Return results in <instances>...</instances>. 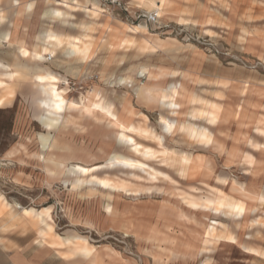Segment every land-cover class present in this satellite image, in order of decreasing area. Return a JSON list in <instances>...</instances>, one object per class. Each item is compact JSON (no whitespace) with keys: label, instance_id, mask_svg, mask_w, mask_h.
<instances>
[{"label":"rangeland","instance_id":"374dc122","mask_svg":"<svg viewBox=\"0 0 264 264\" xmlns=\"http://www.w3.org/2000/svg\"><path fill=\"white\" fill-rule=\"evenodd\" d=\"M30 1L32 0H18L19 6H12V0H0V12L7 16L5 22L0 23V31L11 32L12 46L18 42H25L28 46L34 45L38 43L37 38L48 29H53L66 36H78L81 33L79 23L91 20L82 8H78L72 11L69 23H62L52 19L47 13L52 7L57 6L55 2L33 0V8L26 11L24 7ZM81 2L84 3V0ZM101 4L106 20L117 17L128 24H137L145 31L147 30L144 24H138V20H135V15L142 11H135L126 2L119 0H103ZM256 6L257 10L249 12L244 18V23H242L244 25H237L238 20H236L234 28L225 23L224 19H215L220 29L214 32L215 28H212L213 31L210 34L205 33L201 26H186L193 33L211 39L217 45L218 53L205 49L203 45L183 40L173 33L162 34L150 29V32L161 36L178 38L182 43L189 44L187 49H190L192 45L199 48L208 59L206 63L194 66L198 72L197 76L201 75L199 80L195 78L197 82L182 83L183 90L186 89V93L179 98L183 107L189 106V98H187L189 92H194L207 100H214L211 86L207 85L209 82L201 81L203 83L199 85L198 83L203 80V75L219 73V69L223 65L228 66L230 62L240 65L239 69L247 76L253 75L255 78L252 79L260 77L264 80V63L262 62L264 59H257L244 52L239 55L237 51L232 50L229 43L231 30L235 32L239 28L241 31L239 37L234 34L237 43H242L247 34L260 35L263 32L260 30H263L264 25V2L257 3ZM169 24L172 27L176 26L175 23ZM95 27L92 30L93 39H96L93 54L90 60L85 62L71 60L63 55L61 50H57L54 56H48L49 60H45V63L35 66L30 65L29 60L23 56L20 57L18 51L14 52L8 43L4 42L0 45V81H2L0 95L5 92L10 93V99L4 100L5 103L0 106V193L13 205L17 203L21 207L36 209L51 207V218L57 233L65 235L68 232H75L85 236L91 243L98 246L97 250L105 249L111 256L110 258L115 256L119 263L129 260L133 264H203L207 262V264H264V256L261 255L264 249L263 204L250 208V212L255 213L245 216L241 226H235L231 220L219 217V220L225 222L231 229L230 231L237 235L235 237L237 240L228 239L227 243L221 242L220 244L218 242L210 252L199 253L202 236L206 237L205 227L213 216L206 210L186 207L185 200H179L178 197L180 190L186 194L198 190L202 194L215 195L221 200L226 194L237 197L231 189V183L229 186H223L231 180L245 187L243 182L246 183V179L242 172L248 173L251 170V161L255 157L246 155L241 165L239 155L238 160L231 163L230 167L228 166L225 170L219 161H211L214 168L218 169V174L222 172L228 175H217L214 178L212 175L205 177L200 173H198L200 175L191 176L195 171L196 162L199 161V158L196 160L194 156L191 174L188 177L183 175L184 179L176 175L175 171L178 172L179 165L172 166L169 161L165 163L172 168L155 161L150 162L171 175V177L160 179L147 173L126 172L127 165L121 163L124 159H120L116 154H112L116 157L114 162L108 161L109 154L113 152L127 154L128 151L115 138L116 124L104 114L84 109L83 105L87 102L86 96L91 99L93 94L89 92L94 88V90L101 89L108 100H115L117 95L127 91L133 105H137L139 102L130 88L120 85L110 87L106 83V78L111 77L116 80L120 76L131 75L136 83H139V81H145V77L139 74L136 76V71L132 68V63L137 61L132 50L125 53L123 50L110 51L101 48L99 43L101 38L109 41V37L112 38L114 33L110 36L109 28L104 32L105 29L102 26V33L99 31L100 25L95 24ZM237 49L242 51L243 45ZM27 57L29 58V55ZM155 61L163 60L156 59ZM176 62L173 66L182 68L181 73L184 68L187 70L191 65V61L185 58V55ZM7 73H14V75L9 77ZM47 73L58 76L59 79H36V75ZM52 83H55L57 88H62L67 100L72 101V109L65 110L64 119L57 129L48 119L52 100L55 99L52 93ZM80 102H83L82 105ZM144 106L149 105L144 104ZM262 109L264 110V105ZM156 110V108L148 110V116L153 130L160 133ZM124 112L125 108L122 107L123 117ZM163 133L166 134L165 145L177 151L197 154L203 150L202 147L190 145L189 140L178 131L172 135ZM254 133L264 138V113L256 119ZM211 135H213L212 132ZM53 136L57 141L56 147H51L46 151V142L43 138L50 139ZM252 141L264 145V142L249 137V143ZM210 151L214 150L210 149ZM43 154L44 158H40L39 156ZM202 158L205 159L203 156ZM211 162L201 159L198 162L199 171L210 167ZM70 164L88 169L81 176L83 181L89 175L94 176V181L100 179L96 177L97 174L90 172L97 168L102 169L100 173L112 171L115 173L116 169H109L116 164L119 186L124 187L125 183H128L136 192L129 195L130 198L116 197L113 213L107 214L103 209L100 196L82 198L77 190H73L76 188L71 187L72 179L64 182L62 170ZM127 173L128 177H126ZM130 174L133 176L131 177ZM106 180L108 181L109 178ZM164 180L167 183L162 184ZM249 183L257 184L255 180H250ZM84 185L91 184L83 183L81 186ZM236 199L243 205L246 204L244 199ZM247 208L246 206V213ZM14 209L20 211L15 206ZM5 219H7L6 213L0 215V250L11 247V242H16L21 253L26 255H31L40 246L48 247L35 242L36 228L31 224L14 226L13 223H9L3 227ZM249 244L258 248L249 249L247 248ZM52 251L55 253L54 250ZM99 251L91 257L90 264H103ZM5 260L6 257L0 253V263H4ZM84 261L86 260L76 256L70 260V264Z\"/></svg>","mask_w":264,"mask_h":264},{"label":"crops","instance_id":"0c3cea01","mask_svg":"<svg viewBox=\"0 0 264 264\" xmlns=\"http://www.w3.org/2000/svg\"><path fill=\"white\" fill-rule=\"evenodd\" d=\"M52 1L57 4V6L53 7V9L56 8L59 11L64 10V0ZM78 1L81 4H88L87 6H91V3H88L85 0L84 3L81 2V0ZM101 1L103 0H96L95 2L102 7ZM119 1L126 2L135 11L140 10L144 12H149L147 8L151 2H154L156 4L161 3V0ZM139 1L143 2L142 5L136 4V2ZM261 2H264V0H164V6L162 7V14L160 20L166 23H175L176 25H191L192 27L201 26L202 28H204L203 31L205 33L210 34L213 31L212 28H215L214 32H217L218 29H220V26L215 23V19H224L225 23L230 24L232 28H234L233 26L235 25L236 20H238L237 25H244L242 23H244V18L246 17V15L249 14V12L251 11L257 10L256 4ZM103 13L104 11L102 12V14L99 15L98 18H96L95 24L100 25L99 31L102 33V26L106 23L109 25L108 34H110V36L114 33V30L116 35L121 34V37L124 39V41L122 45L116 50H123V52L125 53L132 50V54L133 56L135 55V59L137 60L136 62L132 63V68L136 71V76L138 75L137 71L143 65H147L150 69L154 71L155 76L149 80H147V78L144 76V82H149L152 86L160 89L164 88L169 83H174L175 85H177L178 83H183L187 81L197 82L195 78H201V75L197 76L198 72L196 71L194 66L197 67L200 63L203 62L206 63L208 59H206L204 53L200 51L199 48L192 45V49H187V45L189 44L182 43L176 37L161 36L158 33H152L150 32L151 30L149 26L145 25L143 22H139L138 24H144L147 27L146 31L134 32L131 29V26L135 24H129L131 26L126 29V31L124 30V26L128 24L123 21V19L111 17V19L106 20V15H103ZM49 16L52 19L62 22V15H60L59 17L51 15ZM179 18L188 19V24L180 23L178 21ZM231 19L233 20L231 21ZM95 28L96 27L94 26V29ZM262 29L263 30L259 29L261 32L263 31V34L261 33L262 35L247 34L244 36L242 43H237L234 36V34H237L238 37L240 36V29L238 28L236 30L237 32L231 30V33L233 35L231 34V36H229V43L232 50L237 51V54L239 55L244 52V54L254 56L257 59H264V25ZM6 33H8L9 35L11 34V32L8 30L0 31V34ZM44 33L52 35L60 32H57L53 29H48ZM156 35H158V37L163 42H168L170 44H176L172 41V38H174L184 47L174 52H168L167 50H164L163 48L159 47L160 49L157 48L155 52H150L149 47L152 45ZM130 38L136 39V47L140 46L137 52L136 47L126 48L127 41ZM11 39V35L9 39H1L0 45L4 42L8 43V45L13 44L8 42ZM110 39L111 37H109L108 40L110 41ZM48 44L49 43L47 42L40 43L38 41V43L28 46L25 42H18L14 46L11 45V47L14 49V52H19L20 57L23 56L26 60H29L30 65L37 66L39 65V58L37 56L38 51L34 50V47H37L40 50L41 47L48 48ZM240 45H243L242 51L237 49ZM232 46H234L235 48H233ZM109 47L111 48V46ZM109 47L108 50L112 51L111 49H109ZM25 52L28 53L29 58L24 55ZM47 53V51L42 52L43 56L47 55L45 59H42L44 60L42 61V64L45 63V60H49V57L53 56ZM183 54L185 55V58L191 61V65H189L190 67L187 70L184 68L183 72L181 73L180 70L182 68H176L173 65L177 63V59H180L182 56H184ZM156 59H162L163 61H155ZM262 62L264 63V61ZM239 68L240 65L234 62H230L228 66L223 65L219 69V73H209L203 75V80L200 81H206L207 83L209 82V84L207 85L211 86L212 94L214 96V100H207L204 98L205 101H209V105L207 106L208 117L204 120L201 118L188 119L187 114L189 110L196 108V110L200 111L205 110V101L199 104L197 102H189V106L183 107L182 105H179L175 109H171L168 107L163 108L160 107L157 102L146 101L142 98H139L134 93L132 87L134 83H136V81L133 76H120L121 78H123L121 83L116 82L118 78L116 80H113L111 77L106 78V83L110 87L114 85H120L126 88H130L134 93V97L139 102V104L133 105L132 100L127 91H124L120 95H117L115 97V100H109L111 113L114 116L119 117V119L124 123H130V129H133V131H128V133L131 139L135 142L134 144H121L122 146L126 147L128 151L127 154L119 152H113L111 154H116L117 156H119L120 159H124L129 163L131 162L136 163L137 165L145 166H137L135 168L127 166L125 167L126 172H141L144 174L147 173L157 179L171 177L169 173L155 167L150 163L151 161H155L158 164L171 167L170 165L165 163L166 161L171 162L170 157L172 148L165 145L166 134L162 132V126L161 124H159V119L161 116L165 117L168 121L173 122H175L176 120H179V122H187L189 120L195 125L203 124L202 126L205 129L212 132V143L209 142L208 138H201L198 141H195L192 138H187L189 140L190 145H196L197 147H202L203 149L201 152H197V154L192 153L195 156L196 160L197 158H199V161L201 159L204 161L206 160L207 162L219 161L220 163H222L223 169L225 170L228 166L230 167L231 163L236 162L238 160L239 155L241 164L243 153H245V156L248 155L253 158L255 157V163L252 167H250L251 170L248 173L242 172L246 179V183L243 181L242 182L245 184L247 195L241 196L236 190L231 188L232 191L237 195V197L235 195L234 197L244 199L247 204L243 205L241 201H238L236 199L238 208L243 209L242 212L235 211V213H233L231 216L224 215L223 209L221 207V202L225 197H227L228 194H226L225 197L221 200L215 195H209V193L202 194L198 190L193 191L190 194H186L180 190L179 200L184 199L186 202V207L192 208L194 210L203 209L210 212L213 216L212 219L210 218V222L207 223L205 230V236L211 239L217 238V234L221 230V225L225 224V222L219 220V217H223L224 215L223 218L231 220L235 224V226H241V222L243 221L245 216H247L248 214L255 213L250 212V210H248V212L246 213L245 207L247 206L249 209L255 206L258 207L259 203L257 198L260 194H264V149L258 150L257 146H259V142L256 144L255 141H252L246 144V139L249 137H254L258 141L264 142L263 137L254 133L255 121L260 115L264 113V110L262 109L264 105V80L260 77H257L258 79H252L255 78L253 75L247 76ZM173 70L177 71L174 76L170 74ZM47 77L49 79L54 78L53 80L59 79L58 76L54 75H48ZM261 77H263V75H261ZM245 85H247L246 92L243 93ZM183 93H186V89L182 90L179 98L182 97ZM191 95L199 96L194 92H189L187 98H190ZM102 96H104V93L101 89H99V97ZM199 97L203 99V97ZM171 99H176L175 94H172ZM4 103V100L0 101V106ZM144 104L149 106H144ZM122 107L125 108V112L123 114L124 117L121 115ZM154 108L157 109V124L160 127L161 132H155L156 136L151 138L149 137V135L154 130L153 126L151 125L150 117L148 116V110H154ZM210 149L214 151L212 152L210 151ZM182 153L186 154L191 152L182 151ZM202 156L205 159H203ZM199 161L196 162L195 171L191 176L201 174L205 177H209L212 175L215 178L217 175H227L222 172L218 174V169H215L216 167L214 168L212 162L211 164H209V168L206 167L205 170L199 171ZM117 168L118 166L115 164L112 165L109 169H116L117 171L115 173L113 171L110 173H100L99 171L102 170L101 168H97L93 171H90L92 173L97 174V178H109V180L107 181L108 184L84 185L73 190H77L78 195L82 198H92L100 196L103 201L104 211L107 214L111 215L114 210V201L116 197L125 196L130 198L129 195L136 192L128 183H125L126 185L124 187L123 185L119 186V175ZM182 170L183 163H180L178 167V172H175L178 177L184 179ZM128 176L129 174L127 173L126 177ZM130 176L132 177L133 174H130ZM250 180H255L257 184H250ZM164 183L167 182L164 180L162 184ZM230 183L231 180H229V183L227 185H224L223 187L229 186ZM105 185L108 186L105 187ZM231 186L233 187L232 184ZM14 206L19 208V205L17 203L13 205L12 203L6 200L4 195L0 193V215L6 213L7 216V219H5L3 226H6L9 223H13L14 226L18 224H20L21 226L31 224L36 228L37 238L35 242H40L42 245H46L48 247L40 246L31 255H26L23 252L21 253L20 247L18 244H16V242H11V247H7L5 249L0 250V253H2L6 257L4 263L1 262L0 264H70V260L76 256L88 261V263L84 261L78 264H90L89 260L91 259V257L94 255V253L99 251L97 250L98 246L94 243H91L85 236H82L75 232H68L65 235H60L59 233H57L54 229V223L51 218V207H43L41 209H36L34 207H21L19 208L20 211L18 212L14 209ZM217 214L220 216H218ZM230 230L231 229H229L226 225L225 237L224 239L220 240L218 244L224 241L226 242L228 239L237 240V238H235L237 235L234 232H231ZM247 248L255 250L258 247L249 244ZM52 250H54L57 255H55ZM99 254L103 264H133L132 261L129 260H127L125 263L117 262L116 257L113 256L112 258H110L111 256L108 255L105 249L100 250Z\"/></svg>","mask_w":264,"mask_h":264},{"label":"bare ground","instance_id":"6f19581e","mask_svg":"<svg viewBox=\"0 0 264 264\" xmlns=\"http://www.w3.org/2000/svg\"><path fill=\"white\" fill-rule=\"evenodd\" d=\"M45 1L48 3L49 1H52V0H45ZM85 1H87L88 3H91V6H87L88 4L87 5L81 4L78 0H69V1L64 0L65 3H64V10L63 11H59L56 8L53 9V7H52V9L47 11L48 15H51V16L59 17L60 15H62V23H69V17L73 13L72 11L76 10L78 8H82L85 11L86 15L90 17L91 20L86 21V22L83 21V22L79 23V28L81 30V33L78 36H68V35L66 36L63 33H57V34H52V35L43 33L40 37H38L37 39L40 43H42V42L49 43L48 48H44V47L42 48L41 47V49L39 50L37 47H34V50L38 51L37 56L39 58V60H38L39 65H42V59H45L47 57V55L46 56L42 55V52H44V51H47L48 52L47 54L54 56L57 50H61L63 52V55H65L67 58H69L71 60H76L79 62H85L86 60H88L92 56L93 46L96 42V39H93L92 30L94 29V26H95L94 24H95L96 18H98L99 15L102 14V12L104 11V8H102L100 5H98V3L95 2L96 0L95 1L94 0H85ZM142 3L143 2H141V1L136 2L137 5H139V4L142 5ZM12 6H19L18 0H12ZM33 6H34V1L32 0L28 4H26L24 8L26 11L27 10L29 11L33 8ZM163 6H164V0H161L160 4H156L154 2H151L147 9H148L149 13L156 12L158 17L161 18ZM17 13L18 12H16V14ZM56 13H60V15L58 16V15H56ZM45 15H47V14H45ZM5 19H6L5 14L0 12V23L5 21ZM70 20H71V18H70ZM178 21L182 24H188V19H186V18H179ZM130 26L131 25H129V24L125 25L124 30L128 29ZM103 27L105 29L104 30V32H105L109 28V25L104 24ZM131 29L134 32H144L145 31L144 28L140 27L137 24L132 25ZM122 33H123V31H122ZM10 35L8 33L0 34V40L1 39H5V40L9 39ZM52 37H55V39H53ZM123 41H124V39L121 37V34L116 35V33L114 32V34L112 35V38H111V42L106 41L102 37L99 43H100L101 48H107L108 49V47L111 46V48L109 47V49L114 50V49H118L122 45ZM172 41L175 42L176 44H170L168 42H163L158 37V35H156L152 45L149 47V51L155 52L156 49L160 47V48H163L164 50H167L168 52H174V51L184 47L176 39L172 38ZM8 42L13 43L12 39ZM136 45H137L136 39L130 38L127 41L126 48L136 47ZM187 46H189V45H187ZM137 47H136V52L139 50L140 46L138 48ZM32 54H33V52H32ZM72 65H71V67H72ZM72 69H73V67H72ZM68 71H71V70H68ZM176 73H177V71L173 70L170 74L174 76ZM137 74H139L140 76H145L147 78V80H149L155 76L154 71L152 69H150L147 65L141 66L139 68V70L137 71ZM7 75L10 77V76L14 75V73H7ZM48 75H50V74L47 73L45 75H36V79L41 80V78H43V79L48 78L47 77ZM122 80H123V78L119 77L117 80V83H121ZM200 82L198 83V85L200 84ZM1 83H2V81H0V84ZM52 84H53L52 93H53L55 99L52 100L53 104H52V107L50 110V116L48 119L51 123H53L56 126V129H57L64 119L63 113L65 112V110H68L70 108L72 109V106H71L72 101L69 102L68 101L69 99L67 100L66 96L64 95V90L62 88H57L55 86V83H52ZM17 85H18V83H17ZM246 87H247V85L244 86L243 93L246 92ZM132 90L134 91V93L139 98H142L146 101L157 102V104L163 108L168 107L171 109H175L179 105H181V102L179 100V96L183 90L182 83H178L177 85H175L174 83H169L164 88L159 89V88L152 86L149 82L139 81V83H134ZM89 93H92L93 95H92L91 99L88 96H86L87 102L83 105L84 109L88 110V111H96L98 113L104 114L105 116H107L109 118V120L112 123L116 124L117 131H116L115 138L119 144H123L119 139L121 132H123V134L126 137L131 139V137L129 136V133H128V129H130V123H128V124L124 123L123 121H121L119 119V117H116L111 113L109 100L107 98H105L104 96L99 97V89L94 90V88H92ZM172 94L173 95L175 94L176 99H171ZM57 97H59V99H57ZM9 99H10V93L9 92H7V93L5 92L4 94L0 95V101L9 100ZM204 101H205L204 98L202 99L196 95H191V97L189 98V102H191V103L197 102L199 104V103H203ZM80 103L82 105L83 102H80ZM205 104H206V109L204 108L205 110H203V111L196 110L197 108L189 110V112L187 114V118L188 119H190V118H201L203 120L206 119L208 117L207 106L209 105V101H205ZM159 122H160L159 124H161V126H162V131L166 132L170 135H172L175 131H178L180 134H182L186 138H192L195 141H198L201 138H208L209 142H211V143L213 142V135H211V132L202 126L203 124L202 125H195L192 122H190L189 120L187 122H179V120H176L175 122H173V121H168L163 116L160 117ZM155 136H156L155 131H152L149 135V137H151V138H153ZM43 141L46 142V151L51 147H56L57 141L54 138V136L51 137L50 139L43 138ZM247 143H249V138H247V140H246V144ZM257 148H258V150L264 149V145H259V146H257ZM44 154L42 156H39V157L44 158ZM107 159L110 162H114L116 160V157L113 156L112 154H109ZM170 159H171L172 166H175V167L178 166L180 163H183V170H182L183 175L187 176V177L190 176L191 170H192L193 164H194V155L192 153H186L185 154V153H182V151H179V150L177 151V150L172 148ZM244 159H245V153L242 154L241 162ZM126 162L127 161L123 160L121 163L127 165ZM254 163H255V159H253L251 161V167L254 165ZM81 169H86L88 171L87 168H84L80 165L70 164V165L65 166L64 169L62 170V174H64V182H66L67 179H72L70 182V185L72 188L80 187L83 183H87V184H91V185H93V184H108L106 179H98V180L94 181L93 175H89L83 181L81 179V176H83V174L86 173L87 171L86 172L81 171ZM58 172H60V171H58ZM231 184L233 185L232 189L236 190L241 196L247 195V190L245 187H242L240 184L236 183L235 181H231ZM163 192H164V190H163ZM176 194H177V192H176ZM177 196H178V194H177ZM257 200H258L259 204H263L264 203V194H260L258 196ZM18 207L21 208V206H18ZM221 207L223 209L224 215L231 216L233 213H235L236 209L238 208L236 198L234 196L228 194L227 197L224 198ZM248 210H249V208H247V211ZM224 215H223V217H224ZM14 217H12V218H14ZM18 223H20V222H18ZM225 228H226V225L222 224L221 230L218 232L216 239H211V238H207V237L202 236L201 247L199 249V253L210 252L212 247L215 246V244H217L220 240L224 239ZM205 230H206V227H205ZM205 230H204V232H205ZM261 255L264 256V249L261 251ZM207 263H203V264H207Z\"/></svg>","mask_w":264,"mask_h":264},{"label":"built area","instance_id":"2783aa9c","mask_svg":"<svg viewBox=\"0 0 264 264\" xmlns=\"http://www.w3.org/2000/svg\"><path fill=\"white\" fill-rule=\"evenodd\" d=\"M135 20H138V23L143 22L145 25H148L153 31H159L162 34L167 32L170 34L173 33L176 36H180L183 40L203 45L205 49L213 53H218L217 45L211 39L193 33L185 25L172 27L169 23H162L156 12H139L135 15Z\"/></svg>","mask_w":264,"mask_h":264},{"label":"snow or ice","instance_id":"6c2138e0","mask_svg":"<svg viewBox=\"0 0 264 264\" xmlns=\"http://www.w3.org/2000/svg\"><path fill=\"white\" fill-rule=\"evenodd\" d=\"M56 15L59 16L60 13H56ZM52 38L55 39V37H52ZM24 55L27 56L28 53L25 52ZM41 79L43 80V78H41ZM52 79H54V78H52ZM57 99H59V97H57ZM128 131L131 132V131H133V129H128ZM119 139H120V141H121L122 143H127V144H134V143H135L133 140H131L130 138L126 137V136L123 134V132H121ZM126 163H127V166H129V167H133V168H135V167H137V166H139V167H145L144 165H137L136 163H128V162H126ZM81 171H85V172H86L87 170H86V169H81ZM107 186H108V185H105V187H107ZM236 211H237V212H242L243 209H241V208H237Z\"/></svg>","mask_w":264,"mask_h":264}]
</instances>
